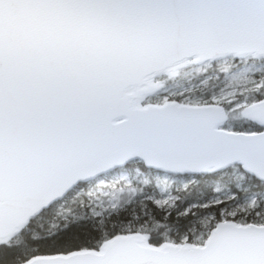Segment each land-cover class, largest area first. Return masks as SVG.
<instances>
[{"label":"snow or ice","instance_id":"6c2138e0","mask_svg":"<svg viewBox=\"0 0 264 264\" xmlns=\"http://www.w3.org/2000/svg\"><path fill=\"white\" fill-rule=\"evenodd\" d=\"M0 264H264V0H0Z\"/></svg>","mask_w":264,"mask_h":264}]
</instances>
